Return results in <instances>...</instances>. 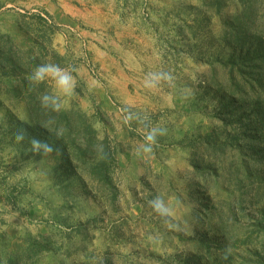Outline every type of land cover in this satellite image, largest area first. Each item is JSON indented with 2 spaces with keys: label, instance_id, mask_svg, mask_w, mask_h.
Masks as SVG:
<instances>
[{
  "label": "rangeland",
  "instance_id": "rangeland-1",
  "mask_svg": "<svg viewBox=\"0 0 264 264\" xmlns=\"http://www.w3.org/2000/svg\"><path fill=\"white\" fill-rule=\"evenodd\" d=\"M209 5L0 0V33L21 45L31 43L19 27L27 12L55 27L57 56L48 63L78 69L63 109L86 114L118 160L108 190L89 176L82 179L83 169L75 164L71 170L66 156L41 157L27 139L17 143L13 133L21 128L52 142L36 131L25 101L5 94L12 82L0 74V264L264 263V186L259 190V182L245 178L249 141L214 142L223 124L211 65L221 71L220 62L232 55L221 40L222 20L238 3L225 0L222 15ZM161 69L175 75V86L146 89L145 74ZM124 105L167 129L148 156L135 154L143 129L123 123ZM248 127L229 126L226 139ZM155 195L173 209L178 229L148 207ZM205 203L213 218L209 227L199 225ZM225 245L231 247L226 260Z\"/></svg>",
  "mask_w": 264,
  "mask_h": 264
},
{
  "label": "trees",
  "instance_id": "trees-1",
  "mask_svg": "<svg viewBox=\"0 0 264 264\" xmlns=\"http://www.w3.org/2000/svg\"><path fill=\"white\" fill-rule=\"evenodd\" d=\"M203 1H210L209 7L215 8L220 15L226 10L225 0ZM236 2V11L226 13L222 20L221 40L232 49V55L229 60L220 62L221 71L217 65H211L212 87L221 101L223 124L214 142L219 145L225 140L224 144L231 141L241 145V136L248 139L246 148L251 152V159L244 162L245 178L251 183L259 182L257 188L260 190L264 186V0ZM19 27L31 36L27 46L19 44L10 34L0 33V74L12 82L6 86L5 94L25 101L28 118L36 131L43 136L49 135L52 144L62 149L70 169L77 164L83 169L82 179L89 176L99 188L112 190L118 160L111 143L100 139L94 124L81 110L62 109L57 113L42 108L39 97L52 92L50 82L37 86L27 79L37 65L48 63L50 57L57 56L53 48L55 27L40 14L31 12L22 16ZM235 125L240 126L239 130L244 126L251 127L243 133L234 129L237 135L226 139L230 136L229 126ZM206 137L211 144V135ZM214 147L217 151L218 147ZM194 170L198 173L201 167L195 165ZM231 170L232 166L229 172ZM203 206L204 217L199 219V225L209 227L213 220L211 207L208 203Z\"/></svg>",
  "mask_w": 264,
  "mask_h": 264
},
{
  "label": "clouds",
  "instance_id": "clouds-1",
  "mask_svg": "<svg viewBox=\"0 0 264 264\" xmlns=\"http://www.w3.org/2000/svg\"><path fill=\"white\" fill-rule=\"evenodd\" d=\"M78 71L75 66L61 67L56 63H43L37 65L34 70L28 75L27 79L31 85H40L45 82H51L53 92L43 93L40 97L41 107L50 109L52 112H60L64 108V98H69L73 95L76 87V78L74 73ZM176 77L171 71L155 70L149 71L143 78V86L146 89H157L163 85L169 87L175 86ZM183 92V90H182ZM120 111L123 114V123L131 126L135 121L140 129H143V139L139 146L135 149L137 156H148L153 152V147L158 142V137L167 135V129L159 124H153L151 118L147 114H141L139 111H134L128 105L121 107ZM13 136L17 143H23L25 139L28 140L33 153L43 156L48 155H62V149L54 146L46 139H39L37 137H28L25 129H17ZM60 136V132H57ZM148 207L159 216L164 224L169 228L178 229L180 226L173 223V209L167 204L160 195L153 196L148 201ZM231 253L230 245H225L223 259H227Z\"/></svg>",
  "mask_w": 264,
  "mask_h": 264
}]
</instances>
